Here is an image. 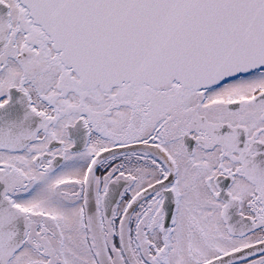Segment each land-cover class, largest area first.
<instances>
[{
	"label": "snow or ice",
	"instance_id": "obj_1",
	"mask_svg": "<svg viewBox=\"0 0 264 264\" xmlns=\"http://www.w3.org/2000/svg\"><path fill=\"white\" fill-rule=\"evenodd\" d=\"M0 264H264V0H0Z\"/></svg>",
	"mask_w": 264,
	"mask_h": 264
}]
</instances>
